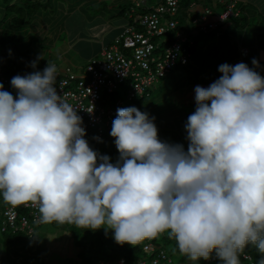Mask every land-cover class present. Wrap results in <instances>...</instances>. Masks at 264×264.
Listing matches in <instances>:
<instances>
[{"label": "clouds", "instance_id": "1", "mask_svg": "<svg viewBox=\"0 0 264 264\" xmlns=\"http://www.w3.org/2000/svg\"><path fill=\"white\" fill-rule=\"evenodd\" d=\"M218 71L207 88L195 87L187 150L162 140L149 113L118 108L115 162L85 139L79 107L54 87L51 61L42 72L14 76L15 96L0 83L3 199L38 205L40 224L114 230L121 245L167 232L193 261L215 254L222 264H241L252 245L264 264V77L243 62Z\"/></svg>", "mask_w": 264, "mask_h": 264}, {"label": "built area", "instance_id": "2", "mask_svg": "<svg viewBox=\"0 0 264 264\" xmlns=\"http://www.w3.org/2000/svg\"><path fill=\"white\" fill-rule=\"evenodd\" d=\"M234 6V3L227 5L225 11L218 16V20H209L212 10L206 8L202 15L192 19V23L201 32L217 29L228 18L240 15V11L235 10ZM179 8V0H164L156 5L148 4L147 0H135L129 9V16H136L137 22L127 24L122 33L116 37L115 42L105 46L97 56L90 58L80 73L68 71L57 80L55 87L58 94L65 95L70 104L79 107L78 114L83 118L87 141L91 138L90 133L95 142L102 140L105 129L112 127L117 109L123 108L122 100L109 108L101 104L104 93L112 94L120 85L127 83L130 87L128 99H133L137 95L145 94L148 87L168 74L177 64L188 63L193 33L178 27ZM172 31H174V40L166 43ZM159 38H162V41L158 40ZM164 42L165 47L160 50ZM248 53L249 50L243 48L235 64L244 63ZM2 79L6 83H11V80L4 76ZM96 137L100 139L97 140ZM25 206L34 210L39 209L38 205L31 203ZM34 213L33 218L37 222L40 216ZM4 214L6 224H9L13 230L25 228L28 232L34 230L30 226L31 220L26 216L20 217V223L17 221L19 212L15 206L8 207ZM3 229H6L5 226ZM144 249L152 252L156 249V245L149 240L144 245ZM245 257L252 259L249 254ZM156 261L157 259L154 263ZM119 263L127 264V260L121 258ZM140 263L144 264L143 261ZM101 264L106 263L101 262Z\"/></svg>", "mask_w": 264, "mask_h": 264}, {"label": "crops", "instance_id": "3", "mask_svg": "<svg viewBox=\"0 0 264 264\" xmlns=\"http://www.w3.org/2000/svg\"><path fill=\"white\" fill-rule=\"evenodd\" d=\"M123 1H127L126 4ZM147 1L150 5H156L163 0ZM90 2L92 1L79 0L78 4L74 7H79L85 11L87 10L86 5ZM134 2L135 0H113L110 9L99 11L98 16H92L87 13L89 23L86 25V29H83L84 26H78L72 31L73 33H70L69 40L65 41L63 57L67 56L68 63H53L57 67L58 76L68 71L80 73L90 57L98 54L103 47L110 44L115 37L120 35L127 25L128 19L124 14H120L119 7L126 6L127 4L132 6ZM230 3H234V9L239 10L240 15L228 18L211 33H201L198 35L195 39L196 45L193 52H191L189 62L186 65L180 64V66L185 67L186 72H190V75L185 76L182 72L169 79L170 82L164 83L162 89L158 91L155 99L158 104L173 99L172 102H174L175 106L172 110L169 109V114L172 117L176 113H181V110L178 108L183 105V102L189 101L188 103L193 104L196 108L195 87L199 85L207 88L217 80L222 75L218 71L219 66L224 63L235 65L234 63L241 56L240 54L243 48L249 50L247 57L244 58V63L264 77V0H198L191 3L190 10L192 13L202 15L206 8H210L212 14L209 20H218V16L225 11L227 5ZM59 7L63 8L62 5H59ZM75 8H71L70 11H73ZM116 15H122V17L114 18ZM185 17L181 16L179 19L188 23L190 18ZM42 23H49L51 25L53 24V18L47 17ZM40 26L39 24H35L31 28L38 31V27ZM29 28L24 29V31L22 30L20 33L22 35V32L28 33L27 30ZM46 28V26L43 27L44 30ZM84 32L90 33V39H95V41H83L82 37L88 35L84 34ZM72 51H76V55L73 54L71 56ZM253 59L259 62L258 66L253 65ZM47 65L48 63H38L36 68L31 67L30 70L42 72ZM24 68L23 73L25 75L31 73L25 65ZM176 106L177 109L175 108ZM153 107L156 108L157 104H153ZM181 114V116L178 114L175 120H173L174 118L170 121L164 119V122L159 123L160 130L158 129V133H170L178 142L185 141L186 145L184 147L187 149L188 140L186 139L187 132L185 129L187 120L182 119L188 117L190 114L186 112Z\"/></svg>", "mask_w": 264, "mask_h": 264}, {"label": "trees", "instance_id": "4", "mask_svg": "<svg viewBox=\"0 0 264 264\" xmlns=\"http://www.w3.org/2000/svg\"><path fill=\"white\" fill-rule=\"evenodd\" d=\"M5 1V12L4 16L1 19V25H0V82L4 85V90L10 92L13 96L16 95L17 90L14 89L11 85V83H6L3 79L2 76L8 78V80H11L14 76L16 75H25L23 73L24 71V64L23 62L21 63L19 60V55L23 53L24 51H21L20 48V43L23 41L22 40V34L20 33L22 30L33 27L35 24H39L44 22L47 17L54 18L53 14H51V9L49 6L51 5L53 0H4ZM164 1V0H163ZM162 1V2H163ZM193 1H198V0H179V16L187 18L189 17V22L185 23L184 20L180 19V24L179 28H184L187 32L193 33L191 36L193 39V44L190 47L191 52H193L195 45H196V38L198 35L201 33H211L214 30H209L207 32H201L198 31L197 27L195 26L194 23H192V19H194L197 16H200V14L192 13L190 10V5ZM58 1H56L57 3ZM161 2V3H162ZM55 3V4H56ZM131 8V5L127 6H121L119 7L120 14H124V16L128 19L127 24L129 23H136L137 22V17L136 16H129V9ZM116 39V37H115ZM115 39L113 41L106 45L109 46L115 42ZM158 40L162 41V38H159ZM174 40V31H172L168 35V41L166 43H170ZM165 42L162 44L160 47V50H163L165 47ZM104 48V47H103ZM190 60V59H189ZM189 62V61H188ZM87 63V62H86ZM187 64V63H186ZM182 64V65H186ZM235 64V63H234ZM179 64H177L174 68H176ZM173 68V69H174ZM172 69V70H173ZM171 70V71H172ZM171 71L168 73L170 74ZM20 72V73H19ZM166 74L161 78L167 77ZM169 76V75H168ZM61 77V75L58 76L57 80ZM56 80V83H57ZM158 80V81H159ZM157 81V82H158ZM156 82V83H157ZM56 83L54 87L56 86ZM126 84H122L121 86L127 87ZM155 86V83L148 87L146 90L147 92L143 95H137L133 99H128L129 101H133V104L130 105V107L135 106L137 108H141L145 105V103H152L155 101L158 92L156 95L152 98L149 99L153 93V88ZM119 87V88H120ZM128 88L130 90V87L128 85ZM112 94H103V100L101 101V104H107L109 103V97L112 96ZM129 94V91H128ZM128 98V95H127ZM147 98L149 100H147ZM121 99H117L116 102H118ZM124 102V100H122ZM110 107V106H109ZM111 128V127H110ZM106 128V129H110ZM105 129V134L102 140L99 142H95L92 139V134L90 133V137L88 142L90 146H96L100 145L104 142H107L108 140L111 142H114V139L110 134L107 133ZM108 152V151H107ZM114 156L116 159L119 156V152L116 149L113 151ZM107 155H109L107 153ZM0 231L2 232L4 236V242L6 246L10 245L9 247H17L26 238L33 239L35 237H29V235H36L37 233V227L43 226L46 224H40L34 221V215L38 213L40 216L39 210H34L32 208L26 207L25 204L15 206L19 212V216L17 221L20 223V217L26 216L31 220L30 226L33 227L32 232H28V229H19V230H13L9 224H6V217H5V210L13 206L9 203H7L5 200L3 202V196L2 193H0ZM5 226L6 229H3ZM60 226H63V229L67 228L69 229L68 231L71 230L72 227H69V224L64 223V224H59L55 223V229L56 232L58 231L57 228H60ZM74 226V225H73ZM77 229L79 230V233L82 234L81 237L76 238L75 242L77 245L82 246L81 251L79 252V257L81 260L77 259H72L71 263L69 264H101V262H104L106 264H120L119 260L121 258H125L127 260V264H141L140 262L143 261L144 264H222L221 261H219L216 257L215 254H213L212 258L209 260H197L193 261L190 260L187 256L183 255L179 249L177 242L174 237H170L167 232L162 233L158 235L154 239H145L144 241L140 242L137 245H131L128 243H124L123 245L118 244L113 236V231L114 230H108L107 232L105 229L101 228L99 230H91V229H86L83 227H79L75 225ZM67 230V229H65ZM63 231H58V238H61V235ZM67 232V231H66ZM62 233V234H61ZM60 236V237H59ZM67 236L64 235L63 238ZM62 238V239H63ZM66 238V237H65ZM151 240L155 245L156 249L152 252L146 251L144 249V245ZM63 244H66V241L63 240ZM17 245V246H16ZM168 246L170 247L168 249ZM12 253H14L13 248L11 249ZM88 251V254H85ZM162 251H164V256L162 254ZM245 254H249L252 256V260H249L248 258L245 257ZM0 256H4L3 252L0 250ZM18 256V255H17ZM261 258V253L257 250L256 247L249 245L245 248L244 252L240 254V262L241 264H258L259 260ZM157 259V261L154 263V260ZM16 264V262H15ZM36 264H44L43 261H37Z\"/></svg>", "mask_w": 264, "mask_h": 264}, {"label": "rangeland", "instance_id": "5", "mask_svg": "<svg viewBox=\"0 0 264 264\" xmlns=\"http://www.w3.org/2000/svg\"><path fill=\"white\" fill-rule=\"evenodd\" d=\"M55 1H58L57 4L54 3ZM91 1L92 2L86 5L87 10L83 11L79 7L76 8L74 7L78 4L79 0H53L51 5L49 6L50 9L52 8L51 14H53L54 16L53 24H51L52 26L49 23H45V24L39 23V25H41L40 26L41 28L38 27V31L30 27L27 30L28 33L22 32L23 41L20 43L19 49L24 52L19 55V60L21 63L23 62V64L26 66L29 72L30 71L34 72L30 70L31 63L33 61H37V64L48 63V60L51 61L52 63L54 62L68 63L67 56L63 57L64 56L63 49L65 48V41H68L70 38V33H73L72 31L75 30V28H77L78 26H84L83 27L84 29L86 25H88L89 19H87V13L91 14L92 16L95 15L98 16L99 11H103L105 9L109 10L111 5L113 4V0H91ZM126 2L127 1H123V3L125 4ZM4 4L5 1L0 0V25H1V19L4 16V12L6 9ZM59 5H62L63 8L59 7ZM128 5L129 4H127L126 6L128 7ZM71 8L72 9L75 8V9L73 11H70ZM118 17L120 18L122 17V15H116L114 18H118ZM44 26L47 27L45 30L43 29ZM84 34H88V35L82 37L83 41L84 40L95 41V39H90L91 38L90 33L84 32ZM76 53H77L76 51L75 52L72 51L71 56L73 54L76 55ZM98 54L94 56H97ZM38 57H43V58L38 59ZM82 60H86V59H82ZM182 72L184 73L185 76L190 75V72L185 71V67L178 65L176 68H174L171 71L170 74H168L169 76L167 75V77L161 78L157 83H155V86L152 89L153 93L148 98L152 99L156 95V93L160 89H162L164 83L170 82L169 79H171L176 75H179ZM126 86L127 87L121 86L115 92V94L110 96L109 97L110 101L105 106L108 108L109 106H115L116 101L119 98L121 100H124L122 106L123 108L130 107V105L133 104V101H129L127 98L129 88L128 85ZM148 98L147 100H149ZM169 101H165V103H161V104H158L157 101L153 103L151 102L147 104L145 103V105L140 108L141 111L147 112L152 117H155V123L157 124L159 130L160 127L158 125L159 123H162L164 119L166 121H170L174 118L173 120H175L176 119L175 117H178V114L179 116H181L182 115L181 113L186 112L190 114L191 112L195 111V106L193 104H189L188 103L189 101L183 102V105H181V107L178 108L181 110V113H176L172 117V115L169 114V109L172 110L175 104L174 102H172L173 99H169ZM169 103H173V104H169ZM153 104H157V107L156 108L153 107ZM175 108L177 109V106ZM187 118L188 117L182 120H187ZM111 129L112 127L110 129H106L108 134H110ZM159 136L162 140H166L171 143L183 144L184 146L186 145L185 141L178 142L176 138L170 133L160 132ZM91 147L94 150H98L101 154L107 155L108 153L112 161L113 162L116 161V157L114 156L113 151H115L117 148L114 142L108 140L107 142H104L100 145L91 146ZM55 223L56 222L37 227L36 235H39L40 237H35L33 239L26 238L24 242H22V244H20L19 246L16 245L17 247L15 246L12 247L14 253H12L11 250L12 248L9 247L10 245L6 246L4 242V236L0 231V250L4 254V256H0V264H15V262L16 264H36L37 261L39 260L43 261L44 264H69L71 263L72 259L81 260L78 254L81 251L82 246L77 245L75 240L76 238L81 237L82 234L79 233V230L77 229L75 224L67 223L69 224V227H72L70 231H68L69 230L67 228L68 226L65 228L67 230L63 229V226L57 228L58 231L59 230L63 231L62 232L63 235H61V238H58L57 236L59 233H57L58 231L56 232V229L54 227ZM64 235H67L65 236L66 237L65 239L63 238ZM63 240L66 241V244H62ZM59 246L61 247L59 248ZM170 247L168 246V249ZM85 254H88V251Z\"/></svg>", "mask_w": 264, "mask_h": 264}]
</instances>
